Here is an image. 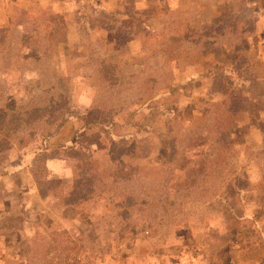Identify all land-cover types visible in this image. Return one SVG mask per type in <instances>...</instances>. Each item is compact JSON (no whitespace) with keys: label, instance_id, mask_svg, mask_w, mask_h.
I'll return each mask as SVG.
<instances>
[{"label":"rangeland","instance_id":"374dc122","mask_svg":"<svg viewBox=\"0 0 264 264\" xmlns=\"http://www.w3.org/2000/svg\"><path fill=\"white\" fill-rule=\"evenodd\" d=\"M263 75L264 0H0V264H264ZM178 86L165 131L147 103ZM69 100L104 126L59 149L73 182L42 188L43 132L3 117Z\"/></svg>","mask_w":264,"mask_h":264},{"label":"trees","instance_id":"16d2710c","mask_svg":"<svg viewBox=\"0 0 264 264\" xmlns=\"http://www.w3.org/2000/svg\"><path fill=\"white\" fill-rule=\"evenodd\" d=\"M20 12L23 13V11L20 10ZM80 20V19H78ZM90 25V28L96 27L97 25H100L99 28H106V23H104L102 17H88L84 21V24ZM93 26V27H92ZM178 55H175V57ZM180 88L181 86L175 87L170 89L167 92L158 93L156 97H154L153 100L155 103H147V109L145 111H148L149 119L153 122L157 120L158 117H161L163 120V126L165 128V131H170L172 129L180 128L178 127V121L176 117L173 115L175 113V109L179 106L180 103ZM10 103H14V101H11ZM157 105V106H156ZM144 107L145 105H141ZM47 106L44 105L42 108H37L39 110L38 116H33L30 118H27V114L24 115V117L21 120V123L19 125L16 124L17 116L14 117L12 115L11 118L3 117V123L1 124L2 127H6L9 124V127L11 126L12 130L17 128V131H20L23 127L27 125H34L37 124L38 131H42L43 141L42 145L34 148L33 151H31V160L34 163L35 167L40 168V187H53L56 182L53 179L46 178V174L48 176V162L59 159L56 155L59 153V149H63L66 152H72L74 149L76 150H84L82 153H88L86 152L88 146L84 145L83 139H87V136L90 135L93 129H96L100 126H104L103 122H101L98 117H95L92 112L86 111V112H78L76 111V106L73 105L72 101L69 100L67 104L63 108H56L55 111L57 112V115H51L46 111ZM149 108V109H148ZM262 108L264 109V102L262 104ZM142 108V112H143ZM19 117V116H18ZM21 119V117H20ZM77 121L80 122V128L77 131H74V134L70 137V139L62 145L53 146L48 142L49 138L55 137L59 134L60 130H62L65 125H67L70 122ZM19 122V120H18ZM108 126L110 129L109 131H106L110 133L112 136L115 134V130H117L118 127H120L117 123H108ZM147 126H150L149 123H147ZM35 128V127H34ZM32 128V130L34 129ZM113 129V130H112ZM1 131H7L6 129H3ZM25 131V130H23ZM101 142L104 143V140L101 139ZM110 142L114 145H123L125 147H130L127 152H131L132 147L135 145L137 147V141L133 138H125L123 135L117 136V137H110ZM106 145V142H105ZM91 149H89L90 151ZM76 159H79V156L76 157ZM80 160V159H79ZM78 160V162H80ZM71 163V161H70ZM79 164V163H78ZM94 164H98L97 162H94ZM44 169V171L42 170ZM87 171L82 170V176L80 175L81 180L89 181V177L86 176ZM103 175V172L101 173Z\"/></svg>","mask_w":264,"mask_h":264},{"label":"crops","instance_id":"0c3cea01","mask_svg":"<svg viewBox=\"0 0 264 264\" xmlns=\"http://www.w3.org/2000/svg\"><path fill=\"white\" fill-rule=\"evenodd\" d=\"M21 10V9H20ZM257 63H262V60H259L257 61ZM255 65V64H253ZM262 79V82L264 84V75L262 77H260ZM264 102V89H262L261 91H256V97L253 96L252 98H250V101L248 100L247 101V104H249V108L251 109L252 107H255L257 105V107H259V109L262 110V114H261V121L264 122V109L262 108V104ZM260 125V124H259ZM261 126V125H260ZM264 130L263 126L261 127V131ZM55 161V160H53ZM53 161H50L48 162V176L50 174V179H53V180H63L65 181L66 183H71L73 182V174L71 173L70 169L72 170L71 168V165H70V162L68 159L65 160V163L61 166V169L64 171V169H66V173L64 172L63 174L61 173V175L59 176L58 174H56L54 171H52V163ZM57 161V160H56ZM22 162V161H21ZM20 162V163H21ZM19 163V164H20ZM61 172V171H60ZM75 177V175H74ZM88 177H90V173L88 175ZM49 179V177H47ZM75 178H77V180L80 179V175H77Z\"/></svg>","mask_w":264,"mask_h":264}]
</instances>
